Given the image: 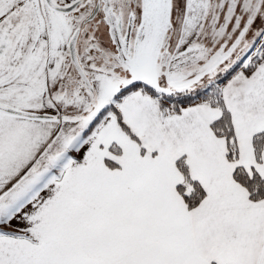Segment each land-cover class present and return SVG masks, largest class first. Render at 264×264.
<instances>
[{"label": "snow or ice", "instance_id": "obj_1", "mask_svg": "<svg viewBox=\"0 0 264 264\" xmlns=\"http://www.w3.org/2000/svg\"><path fill=\"white\" fill-rule=\"evenodd\" d=\"M0 264H264V0H0Z\"/></svg>", "mask_w": 264, "mask_h": 264}]
</instances>
